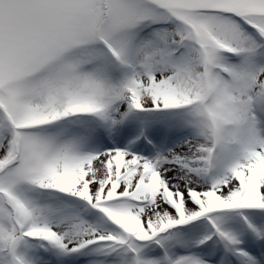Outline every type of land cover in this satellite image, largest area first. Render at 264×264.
Masks as SVG:
<instances>
[{
	"label": "snow or ice",
	"instance_id": "6c2138e0",
	"mask_svg": "<svg viewBox=\"0 0 264 264\" xmlns=\"http://www.w3.org/2000/svg\"><path fill=\"white\" fill-rule=\"evenodd\" d=\"M0 264H264V0H0Z\"/></svg>",
	"mask_w": 264,
	"mask_h": 264
}]
</instances>
